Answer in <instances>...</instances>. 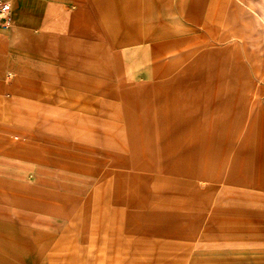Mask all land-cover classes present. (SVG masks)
I'll use <instances>...</instances> for the list:
<instances>
[{
  "label": "crops",
  "instance_id": "0c3cea01",
  "mask_svg": "<svg viewBox=\"0 0 264 264\" xmlns=\"http://www.w3.org/2000/svg\"><path fill=\"white\" fill-rule=\"evenodd\" d=\"M0 1V264H264V0Z\"/></svg>",
  "mask_w": 264,
  "mask_h": 264
},
{
  "label": "rangeland",
  "instance_id": "374dc122",
  "mask_svg": "<svg viewBox=\"0 0 264 264\" xmlns=\"http://www.w3.org/2000/svg\"><path fill=\"white\" fill-rule=\"evenodd\" d=\"M258 6H262V7L261 8H258ZM251 8H252V14L262 13L263 12V9H264V4H254V5L252 4V7ZM129 16H130L129 14L126 15V17H129ZM252 17H253V15H252ZM252 17H251V19H252ZM130 19L132 21L134 20L132 18H130ZM250 22H251V20H250ZM252 30L255 31V36H258L259 39H261L262 42L264 43V20L261 21V22H259L257 26H255V27L252 28ZM185 63H189V61H185ZM245 63H246V66H249V68H250L249 71H250V74L252 75V80L253 81H264V71L261 74L260 73L258 74L251 67L252 65L249 63V60L247 58H245ZM224 64H225V62H224ZM224 64H222V65H224ZM238 73H239L238 75L237 74L234 75L233 80L234 81H243V73L242 72H238ZM224 77H225L226 80L227 79H229V80L232 79V77L230 76V74H229V77H228L227 74L225 73L224 74ZM219 91H220L219 92L220 93L219 95H221V93L224 92V91H225V93L232 92L233 91L234 92L233 95L235 96V98H242L243 97L242 89L237 88V87L229 88V89H225V90H219ZM249 91H250L251 95H253L256 90L251 89ZM247 92H248V90H246V94L244 96H247ZM242 127H243V129H246V128L248 129L249 122H244ZM238 128H240V126H237L236 129H238ZM239 139H244V138H242V137H236V140L237 141ZM256 139L258 140V138H256Z\"/></svg>",
  "mask_w": 264,
  "mask_h": 264
},
{
  "label": "built area",
  "instance_id": "2783aa9c",
  "mask_svg": "<svg viewBox=\"0 0 264 264\" xmlns=\"http://www.w3.org/2000/svg\"><path fill=\"white\" fill-rule=\"evenodd\" d=\"M12 6L7 1H0V28L7 27L11 21Z\"/></svg>",
  "mask_w": 264,
  "mask_h": 264
},
{
  "label": "bare ground",
  "instance_id": "6f19581e",
  "mask_svg": "<svg viewBox=\"0 0 264 264\" xmlns=\"http://www.w3.org/2000/svg\"><path fill=\"white\" fill-rule=\"evenodd\" d=\"M12 26V25H11Z\"/></svg>",
  "mask_w": 264,
  "mask_h": 264
}]
</instances>
